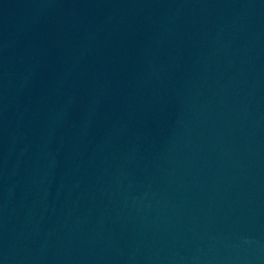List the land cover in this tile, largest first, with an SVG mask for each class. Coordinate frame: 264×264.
Listing matches in <instances>:
<instances>
[{
  "label": "water",
  "instance_id": "95a60500",
  "mask_svg": "<svg viewBox=\"0 0 264 264\" xmlns=\"http://www.w3.org/2000/svg\"><path fill=\"white\" fill-rule=\"evenodd\" d=\"M0 264H264V0H0Z\"/></svg>",
  "mask_w": 264,
  "mask_h": 264
}]
</instances>
